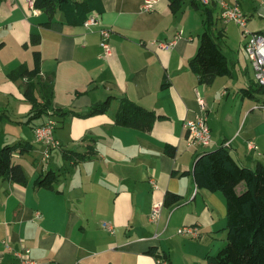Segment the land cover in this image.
Here are the masks:
<instances>
[{
	"label": "crops",
	"instance_id": "1",
	"mask_svg": "<svg viewBox=\"0 0 264 264\" xmlns=\"http://www.w3.org/2000/svg\"><path fill=\"white\" fill-rule=\"evenodd\" d=\"M143 2L102 0L101 23L112 30L111 54L105 56L98 26L73 25L60 12L47 26V14L27 0H0V114L2 96L9 97L8 105L29 104V84L34 103L45 110L21 124L32 126L34 138V129L52 117L60 142L44 159L42 144L19 141L33 146L26 154L34 160L17 163L27 184L0 180V264H18L4 240L14 249L29 248L38 264H158L150 248L169 264H207L225 246L226 199L198 187L195 162L225 146L241 166L264 163V92H243L256 83L246 52L243 60L228 57L231 75L201 83L190 67L203 25L191 21L196 8L191 3L173 12L169 0H156L146 11ZM33 34L39 35L35 43ZM35 51L42 57L40 74L22 76L34 69ZM45 84L53 87L51 99ZM108 100L105 112L87 115ZM126 101L155 113L150 129L117 121ZM198 115L211 128L208 146L188 143L185 121ZM6 139L0 127V146L14 144ZM49 172L56 175L53 187L37 185ZM244 190L241 183L238 192ZM169 192L181 200L166 205ZM157 202L163 207L154 223L149 215ZM194 224L201 227L199 238L178 233Z\"/></svg>",
	"mask_w": 264,
	"mask_h": 264
},
{
	"label": "trees",
	"instance_id": "2",
	"mask_svg": "<svg viewBox=\"0 0 264 264\" xmlns=\"http://www.w3.org/2000/svg\"><path fill=\"white\" fill-rule=\"evenodd\" d=\"M184 2L185 0H169L173 12L180 11ZM191 3L196 9L202 7L205 19L199 49L191 59L190 67L201 83L211 84L217 77L231 75L228 56L222 47L223 32L216 31L215 11L218 5L215 2L204 4L198 0H192ZM35 7L47 14L48 21L44 23L47 26L58 12L63 13L69 23L82 26L91 14H101L103 5L102 0H36ZM261 33L264 34L262 31ZM33 36L35 43L39 35ZM41 63V54L35 51L34 69H26L21 75L29 78L37 76L41 72ZM52 89L51 85H44L47 99L52 98ZM243 92L249 95L264 92V86L253 83L250 89H243ZM25 96L34 102L32 86L29 84ZM108 104L109 100L94 107L87 115L105 112ZM156 118L154 112L131 101L124 102L117 115L120 124L140 129H150ZM32 147L22 142L0 146V180L27 184V175L22 165L14 163L13 158L15 153L26 154ZM169 153L174 155V149H169ZM193 173L198 187L222 192L227 205V242L217 254L208 257L207 264H264V163H258L255 168L241 166L230 150L221 146L200 155ZM55 180L56 175L49 172L36 183L39 186L53 187ZM241 183L245 184V190L238 192ZM181 198V195L169 192L165 204H176ZM148 253L155 257L162 256L155 248H150Z\"/></svg>",
	"mask_w": 264,
	"mask_h": 264
},
{
	"label": "built area",
	"instance_id": "3",
	"mask_svg": "<svg viewBox=\"0 0 264 264\" xmlns=\"http://www.w3.org/2000/svg\"><path fill=\"white\" fill-rule=\"evenodd\" d=\"M204 4H211L213 2L217 3L220 8V18L225 22L234 21L242 27L243 37L246 42L243 44V49L247 56L252 62L254 69V79L255 82L261 86H264V34L261 32H253L248 28L249 18L242 11L238 0L230 2L229 0H198ZM27 2L35 8L36 0H27ZM156 0H144L143 9L146 11L152 10ZM262 3V14L264 15V0ZM99 13L91 14L85 22L87 28L97 27L101 34V46L104 49L105 56L111 54V46L109 43L112 30L111 28L102 25ZM197 91V96L202 110L205 112L207 106L204 98L201 96L199 91ZM53 115V112H50ZM58 124V121L50 117L44 124L37 126L34 129L35 141L44 146L43 155L44 159H49L50 152L52 149L59 147L60 142L55 138L54 131ZM185 128L188 131V143L199 144L202 146L210 145L212 141L211 128L207 121L205 115H198L194 119H188L185 121ZM229 143H227L228 145ZM251 149L257 148L253 142H249ZM163 207V202H157L152 206L149 219L151 222L158 223L161 217V210ZM104 226L114 232L112 225L104 223ZM178 233L189 238L197 239L201 236V227L199 225H184L178 229ZM7 249L16 256L18 264H38V262L31 257V250L27 247H22L20 249H14L7 240H4ZM158 264H169V260L166 256L156 257ZM81 264V263H76Z\"/></svg>",
	"mask_w": 264,
	"mask_h": 264
},
{
	"label": "rangeland",
	"instance_id": "4",
	"mask_svg": "<svg viewBox=\"0 0 264 264\" xmlns=\"http://www.w3.org/2000/svg\"><path fill=\"white\" fill-rule=\"evenodd\" d=\"M230 2H234V0H229ZM240 7L244 14L247 15L249 18L248 21V28L250 31L253 32H264V15L261 13L262 3L261 0H238ZM187 6H191L190 0H185L183 8L185 9ZM191 9V8H190ZM188 16V13L186 14ZM220 15V8L217 6L215 11V20H216V31L221 30L223 32L224 41H223V50L224 52L230 57L232 60L234 57H241L242 60L245 59L246 54L245 51L242 49L244 44V37H243V29L240 25L236 22H225L221 18ZM217 18V19H216ZM197 19L203 22L205 19V14H203V9L200 7L198 10H193L191 21ZM203 32V25L200 31V34ZM3 100L1 101V106L3 107L1 116L2 118L8 119V117L17 120L16 122L12 123L11 125L8 124L9 122L4 119L3 122L1 121L0 127L4 128V135L6 136V142L20 143V140H31V142L35 141V137L33 138L32 133V126L29 124L22 125L21 123H25L29 117L36 114L39 110H45L43 107L37 106L36 103L33 101H29V104H13L8 105L9 97L2 96ZM27 105L28 107H26ZM52 109V106H49ZM53 110V109H52ZM45 116H41L40 118L36 119L35 122L39 123L42 118ZM56 132V131H55ZM13 134V135H12ZM55 134V133H54ZM17 136V137H14ZM27 137L29 139H27ZM19 138V139H17ZM17 142V143H16ZM23 142V141H21ZM36 153V152H35ZM35 155V154H34ZM40 156V155H39ZM43 155L41 156V161L43 162ZM34 160L29 154L22 156L18 152L14 155V162L21 163L24 165L30 166L32 161ZM33 169H28V172H32ZM189 238V237H187ZM194 239V238H190Z\"/></svg>",
	"mask_w": 264,
	"mask_h": 264
}]
</instances>
